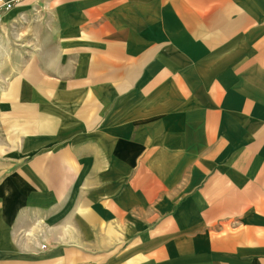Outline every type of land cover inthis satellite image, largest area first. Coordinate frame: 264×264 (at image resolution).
<instances>
[{
	"label": "crops",
	"instance_id": "crops-1",
	"mask_svg": "<svg viewBox=\"0 0 264 264\" xmlns=\"http://www.w3.org/2000/svg\"><path fill=\"white\" fill-rule=\"evenodd\" d=\"M0 264H264V0L0 10Z\"/></svg>",
	"mask_w": 264,
	"mask_h": 264
},
{
	"label": "built area",
	"instance_id": "built-area-1",
	"mask_svg": "<svg viewBox=\"0 0 264 264\" xmlns=\"http://www.w3.org/2000/svg\"><path fill=\"white\" fill-rule=\"evenodd\" d=\"M12 6V0H3L0 4V10L9 9Z\"/></svg>",
	"mask_w": 264,
	"mask_h": 264
}]
</instances>
